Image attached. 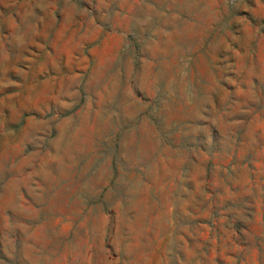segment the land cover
Wrapping results in <instances>:
<instances>
[{"label":"rangeland","instance_id":"1","mask_svg":"<svg viewBox=\"0 0 264 264\" xmlns=\"http://www.w3.org/2000/svg\"><path fill=\"white\" fill-rule=\"evenodd\" d=\"M0 264H264V0H0Z\"/></svg>","mask_w":264,"mask_h":264}]
</instances>
